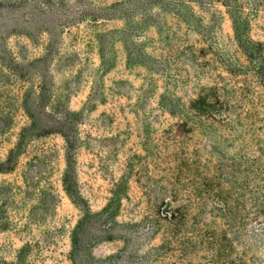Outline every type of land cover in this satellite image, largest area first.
I'll return each instance as SVG.
<instances>
[{"label": "rangeland", "instance_id": "374dc122", "mask_svg": "<svg viewBox=\"0 0 264 264\" xmlns=\"http://www.w3.org/2000/svg\"><path fill=\"white\" fill-rule=\"evenodd\" d=\"M177 229L264 264V0H0V264H160Z\"/></svg>", "mask_w": 264, "mask_h": 264}, {"label": "trees", "instance_id": "16d2710c", "mask_svg": "<svg viewBox=\"0 0 264 264\" xmlns=\"http://www.w3.org/2000/svg\"><path fill=\"white\" fill-rule=\"evenodd\" d=\"M235 31L238 33V27L237 24L235 23ZM219 195L220 192H218ZM223 210L226 211L228 209H230L229 203L228 202H224L223 203ZM180 209L179 207H175L173 201L171 200H166V202L164 203L163 208H161V217L164 221L168 222L169 224V229L171 228H175L177 227L178 224H182L183 221L179 219V213ZM179 231V233L175 234V236H173V238L170 240V234H168L166 237H164V241H163V247L162 250H164L161 254L162 258L160 259L159 263L160 264H185L186 260L189 258H185L186 255V250H185V245L187 244V242H189V240L191 242H195V239L197 237V239H199L201 242H203L204 246H205V250L206 247H208L209 244H212L213 246H219L221 247L223 244V238H218L215 239V237H213L211 234H206V232H204L201 236L199 234L195 235L194 233L188 236H185L182 233V230L177 229ZM166 239H167V243H168V247L169 252L167 250H165V244H166ZM170 240V243H169ZM170 244V245H169ZM172 244V245H171ZM171 252H175L174 256H177V260L172 262L171 261V256L169 255V253ZM219 252H220V248L216 249L215 247V252L211 254V257H204V259L206 260V263H201V264H246L244 256L243 255H235V256H231V257H223L220 258L221 256H219ZM228 255V254H226Z\"/></svg>", "mask_w": 264, "mask_h": 264}]
</instances>
